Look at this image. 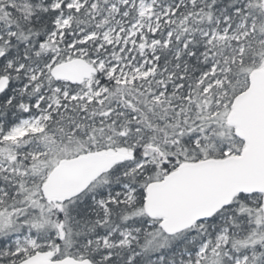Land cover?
Masks as SVG:
<instances>
[{"label":"snow or ice","instance_id":"1","mask_svg":"<svg viewBox=\"0 0 264 264\" xmlns=\"http://www.w3.org/2000/svg\"><path fill=\"white\" fill-rule=\"evenodd\" d=\"M0 264H264V0H0Z\"/></svg>","mask_w":264,"mask_h":264}]
</instances>
